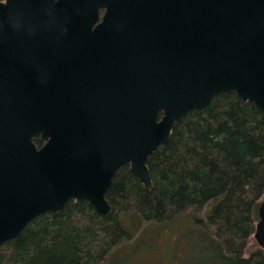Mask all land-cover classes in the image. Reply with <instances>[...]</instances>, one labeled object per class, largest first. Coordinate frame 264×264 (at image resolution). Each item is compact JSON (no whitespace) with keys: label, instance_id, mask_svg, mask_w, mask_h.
Listing matches in <instances>:
<instances>
[{"label":"water","instance_id":"water-1","mask_svg":"<svg viewBox=\"0 0 264 264\" xmlns=\"http://www.w3.org/2000/svg\"><path fill=\"white\" fill-rule=\"evenodd\" d=\"M231 91L264 115V0L0 2V246L70 200L108 216L125 164L149 191L175 123Z\"/></svg>","mask_w":264,"mask_h":264},{"label":"trees","instance_id":"trees-1","mask_svg":"<svg viewBox=\"0 0 264 264\" xmlns=\"http://www.w3.org/2000/svg\"><path fill=\"white\" fill-rule=\"evenodd\" d=\"M33 142L37 148L43 145L40 136ZM146 165L149 191L125 164L105 195L108 216L87 202L70 200L2 244L0 264H104L114 247L130 237L121 214L163 223L187 211L194 224L183 229L184 252L178 248L175 254L181 262L264 264V251L250 248L264 199V115L251 102L231 91L189 111Z\"/></svg>","mask_w":264,"mask_h":264},{"label":"rangeland","instance_id":"rangeland-1","mask_svg":"<svg viewBox=\"0 0 264 264\" xmlns=\"http://www.w3.org/2000/svg\"><path fill=\"white\" fill-rule=\"evenodd\" d=\"M192 211L180 214L168 222H145L135 213L120 216L123 226L130 232L128 239L120 241L110 252L104 264H177L178 248L184 252L185 232L192 228ZM250 248H259L254 239ZM186 260L181 263L184 264Z\"/></svg>","mask_w":264,"mask_h":264}]
</instances>
